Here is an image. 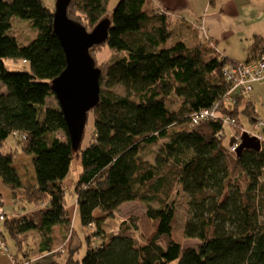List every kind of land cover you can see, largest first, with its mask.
<instances>
[{
    "label": "trees",
    "instance_id": "trees-1",
    "mask_svg": "<svg viewBox=\"0 0 264 264\" xmlns=\"http://www.w3.org/2000/svg\"><path fill=\"white\" fill-rule=\"evenodd\" d=\"M109 1L71 0L67 10L87 29L109 18V36L101 46L113 53L101 68L100 101L88 113L94 138L82 146L83 137L75 150L59 103L47 102L55 96L52 80L67 64L54 11L43 0H0V85L6 87L0 90V177L14 198L27 204L23 213L6 214L3 239L7 231L22 257L19 237L30 230L42 236L39 252L56 248L51 249L55 228L72 221L66 184L76 153L82 171L70 185L77 195L75 213L81 227L93 225L94 231L79 236L83 256L79 244L68 239L63 255L75 264H264V148L231 153L226 135H216L223 130L221 121L190 122L194 111L215 102L241 126L240 111L254 119V103L245 96L232 107L223 100L229 84L222 71L230 57L180 39L171 44L174 19L150 0H120L113 10ZM13 17L29 20L37 36L20 43ZM248 51L247 61L264 53L263 38ZM7 60L27 63L30 70H12ZM14 131L25 136L15 137L22 151L33 155L35 187L23 184L14 165L17 149L4 150ZM152 146H158L154 162L146 153ZM174 181L189 196L184 233L199 238L195 246L183 248L173 238L176 207L169 196ZM129 201L147 205L144 220L150 226L142 233H154L144 245L130 222H123L117 234L106 228Z\"/></svg>",
    "mask_w": 264,
    "mask_h": 264
},
{
    "label": "rangeland",
    "instance_id": "rangeland-1",
    "mask_svg": "<svg viewBox=\"0 0 264 264\" xmlns=\"http://www.w3.org/2000/svg\"><path fill=\"white\" fill-rule=\"evenodd\" d=\"M43 1L48 8L55 11L57 0H43ZM119 1L120 0H110L109 1L110 10H113L117 6ZM171 16L174 19L173 26L171 28L173 35L172 37L169 38V40H173L177 38L178 28H182V26L193 25V22L189 23L185 20V18H181V20L177 18L183 16H177V15H171ZM12 24L14 29L13 33L16 35L17 39L22 44L29 43L37 36L38 33L37 29L34 28L31 22L27 19H22L20 17H13ZM94 27L95 26L88 25V30L91 31ZM101 45L103 44L97 45V48L93 51V55L97 61L98 66L100 68H104L113 57V53L106 47V45L103 50ZM236 61L240 62L238 59H236ZM245 61L247 60H243L242 62ZM6 62L7 65L12 70H16V69L17 71L30 70L29 64L24 63L22 61H19L14 64L11 63L9 60H7ZM53 104H58V100L56 96L50 97L49 99L48 106ZM257 105H258V110L260 111L261 109L262 114L264 116V98L262 100L261 98H259L257 101ZM228 106L232 107L233 104L228 103ZM239 115H240L239 120L243 124V128H250L253 122L252 119H250V116H245V114L241 111L239 112ZM224 132L226 134V137L224 138V143L225 145H228L231 141L233 129L227 126L224 128ZM59 134L61 136H64L63 132H60ZM93 138H94L93 118H90V120L86 124L82 146H87L89 144V141L91 139L93 140ZM12 148L14 150L17 149L16 155L14 156V165L17 168L22 178L23 184L25 186L35 187L37 185V181H36V174L33 165V158L31 155L22 151V147L19 141L15 138L14 135L11 134L4 142V150L11 151ZM157 149L158 146H152L146 150V153L148 154V158L150 159L151 162L155 161V157H156L155 152ZM81 171H82L81 160L79 159L78 155L75 153L67 181L70 183H72V179H75L76 181ZM238 171L239 168L237 167L232 170V174H235ZM66 185H67V200H68L67 204L70 208L72 221L70 226L66 225L67 228L62 227V230H58V231L56 230V237L53 243L54 246L51 245V249H53L54 247L56 248L50 251V253L47 255H44L43 253L39 252L40 248L44 245L42 243V236L39 231L30 230L19 237V242L23 245V247L21 246V250L22 252L24 251V256L22 257L20 253L21 251L19 249V246L17 245L16 240H14V238L6 231V238H7L6 242L10 248V252L5 253L0 250V264H14V261L16 262V264H25L26 262H29V264H33L35 262L33 261V258L36 257L35 259H37L41 254H43V258H41L39 262H41L42 264H75L74 259H72V257H68L67 254L63 255L65 245L68 239L71 240L72 244L75 242L74 243L75 246H77L78 244L80 246L79 241L81 239H79V236L80 235L82 237L84 235L88 237L91 236L93 234L94 228L92 229L91 227H81L79 216L78 214L75 213L76 201H77L75 185L74 186L73 185L70 186L69 184ZM0 196L4 199V209L6 213L14 214L15 212L23 213L25 211V207L27 204H24L22 201H18L14 198L12 190L7 184L4 183L1 177H0ZM226 196H228L227 190L225 191V195L222 197V199H224ZM188 199H189L188 194L183 192L181 190L180 185L177 184L176 181H174V185L171 189V194L169 196V200L174 201L176 207V219L174 222L173 238L179 241L182 244L183 248L189 246H195L197 243H199V238L187 237L184 233L185 222L189 216ZM146 210H147V205L145 203H142L140 201L126 202L120 206V209L116 213V215H114V217L109 220V223L106 224L107 226L106 228L109 230L110 233L116 234L115 231L117 229L118 232L120 231L121 224L123 222H130L133 226V231H135V235L138 241L140 242V244L144 245L145 243H147L149 238L154 233V231L151 229L148 234V237H145L142 233V229H144L145 226L146 227L150 226V223L144 220L145 219L144 213ZM36 211L37 210L35 209L34 212ZM143 221L145 222L146 225H144ZM135 223L138 224L137 229ZM2 227H3V223H2ZM76 231L79 233V234L77 233L78 235L75 234ZM65 234H68L67 240ZM76 249L79 250V248ZM82 251L83 249L81 248V251L79 252L82 253L83 256L84 252ZM15 255H19L17 259L15 258Z\"/></svg>",
    "mask_w": 264,
    "mask_h": 264
},
{
    "label": "crops",
    "instance_id": "crops-1",
    "mask_svg": "<svg viewBox=\"0 0 264 264\" xmlns=\"http://www.w3.org/2000/svg\"><path fill=\"white\" fill-rule=\"evenodd\" d=\"M150 1L160 12L170 16H183L177 18L180 20L185 18L187 22H193L191 26L178 28L177 38L171 40V44L180 39L190 46L201 44L203 49L211 47L235 61L236 59L243 61L248 59V48L254 43L255 39L261 37L264 40V0ZM0 90L2 92L6 91V87L0 85ZM245 97L248 102L254 103L253 115L257 113L264 118L262 110L259 111L257 105L258 99L261 98L262 100L264 98V80L256 83L254 89ZM49 99L47 102H49ZM31 156L33 158V155ZM68 184L71 185L70 182ZM62 227L67 228L60 225L55 228V232L56 230H62ZM49 253L47 251L43 254L47 255ZM43 254L37 259L34 257L33 261L35 262L33 264H42L39 261L43 258Z\"/></svg>",
    "mask_w": 264,
    "mask_h": 264
},
{
    "label": "water",
    "instance_id": "water-1",
    "mask_svg": "<svg viewBox=\"0 0 264 264\" xmlns=\"http://www.w3.org/2000/svg\"><path fill=\"white\" fill-rule=\"evenodd\" d=\"M71 0H57L54 29L66 54V68L52 80V90L64 114L75 150L82 143L88 113L100 101L102 69L90 50L109 36L111 20L102 19L91 31L68 16ZM233 142V141H232ZM245 149L261 150L256 137L243 132L237 154Z\"/></svg>",
    "mask_w": 264,
    "mask_h": 264
},
{
    "label": "built area",
    "instance_id": "built-area-1",
    "mask_svg": "<svg viewBox=\"0 0 264 264\" xmlns=\"http://www.w3.org/2000/svg\"><path fill=\"white\" fill-rule=\"evenodd\" d=\"M226 55H224L225 57ZM225 58H228L227 56ZM223 77L225 78L229 87L223 94L225 103H236L240 96H245L254 89V85L264 80V53L252 61L237 62L229 58L223 66ZM190 122L192 125H199L206 120L221 121L223 130L217 132V137L225 136L224 128L229 126L233 129L231 141L227 145V149L231 153H237V149L241 143V136L243 132H247L250 136L256 137L261 149L264 148V118L256 113L252 119L250 128H243L239 121L230 114L222 113L221 104L215 102L211 107L201 108L194 111L190 115ZM239 131V133L237 132ZM14 136L18 139L25 137L19 131H14ZM233 141V142H232ZM6 212L4 209V199L0 196V250L9 253L10 248L2 236V223L5 220ZM93 229V225L90 226ZM118 233V229L115 231ZM14 264L16 262L14 261Z\"/></svg>",
    "mask_w": 264,
    "mask_h": 264
},
{
    "label": "clouds",
    "instance_id": "clouds-1",
    "mask_svg": "<svg viewBox=\"0 0 264 264\" xmlns=\"http://www.w3.org/2000/svg\"><path fill=\"white\" fill-rule=\"evenodd\" d=\"M18 139V138H17ZM1 149V148H0Z\"/></svg>",
    "mask_w": 264,
    "mask_h": 264
}]
</instances>
